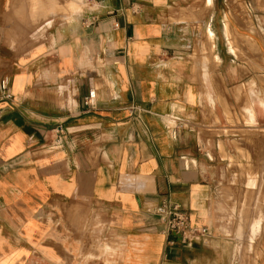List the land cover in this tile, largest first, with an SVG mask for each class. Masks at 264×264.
I'll return each mask as SVG.
<instances>
[{
    "label": "crops",
    "instance_id": "1",
    "mask_svg": "<svg viewBox=\"0 0 264 264\" xmlns=\"http://www.w3.org/2000/svg\"><path fill=\"white\" fill-rule=\"evenodd\" d=\"M51 2L0 0V264H264V0Z\"/></svg>",
    "mask_w": 264,
    "mask_h": 264
},
{
    "label": "built area",
    "instance_id": "2",
    "mask_svg": "<svg viewBox=\"0 0 264 264\" xmlns=\"http://www.w3.org/2000/svg\"><path fill=\"white\" fill-rule=\"evenodd\" d=\"M0 91L5 99H13V95L10 91V84L6 78L2 79L0 82ZM95 97L96 92L90 91L86 98V104L91 105ZM128 109L135 118H139L145 111L142 106L135 103L131 104ZM60 132H62V130H60ZM176 135L177 130H173V136L176 137ZM156 212L164 225L165 231L179 234L183 245L192 246L197 242H207L210 229L206 226H193L188 212L183 210L179 204L165 201L156 208Z\"/></svg>",
    "mask_w": 264,
    "mask_h": 264
},
{
    "label": "rangeland",
    "instance_id": "3",
    "mask_svg": "<svg viewBox=\"0 0 264 264\" xmlns=\"http://www.w3.org/2000/svg\"><path fill=\"white\" fill-rule=\"evenodd\" d=\"M50 7H54V0H53V2H51V5H50ZM252 112V111H251Z\"/></svg>",
    "mask_w": 264,
    "mask_h": 264
},
{
    "label": "bare ground",
    "instance_id": "4",
    "mask_svg": "<svg viewBox=\"0 0 264 264\" xmlns=\"http://www.w3.org/2000/svg\"><path fill=\"white\" fill-rule=\"evenodd\" d=\"M23 20V19H22Z\"/></svg>",
    "mask_w": 264,
    "mask_h": 264
}]
</instances>
